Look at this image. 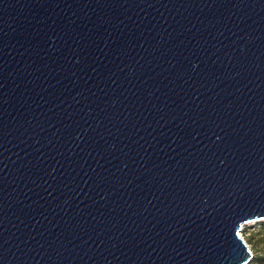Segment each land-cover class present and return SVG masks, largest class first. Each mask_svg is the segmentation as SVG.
I'll use <instances>...</instances> for the list:
<instances>
[{
  "label": "water",
  "instance_id": "obj_1",
  "mask_svg": "<svg viewBox=\"0 0 264 264\" xmlns=\"http://www.w3.org/2000/svg\"><path fill=\"white\" fill-rule=\"evenodd\" d=\"M264 221V0H0V264H248Z\"/></svg>",
  "mask_w": 264,
  "mask_h": 264
},
{
  "label": "rangeland",
  "instance_id": "obj_2",
  "mask_svg": "<svg viewBox=\"0 0 264 264\" xmlns=\"http://www.w3.org/2000/svg\"><path fill=\"white\" fill-rule=\"evenodd\" d=\"M241 232L253 251V259L248 264H260L256 260L258 256H264V221L246 224Z\"/></svg>",
  "mask_w": 264,
  "mask_h": 264
},
{
  "label": "trees",
  "instance_id": "obj_3",
  "mask_svg": "<svg viewBox=\"0 0 264 264\" xmlns=\"http://www.w3.org/2000/svg\"><path fill=\"white\" fill-rule=\"evenodd\" d=\"M256 261L260 264H264V256H258Z\"/></svg>",
  "mask_w": 264,
  "mask_h": 264
},
{
  "label": "built area",
  "instance_id": "obj_4",
  "mask_svg": "<svg viewBox=\"0 0 264 264\" xmlns=\"http://www.w3.org/2000/svg\"><path fill=\"white\" fill-rule=\"evenodd\" d=\"M240 235H241V237L245 240V242L247 243V245L249 246V249L252 251L251 244H250L248 241H246L245 237L242 235V232H240ZM252 252H253V251H252Z\"/></svg>",
  "mask_w": 264,
  "mask_h": 264
}]
</instances>
